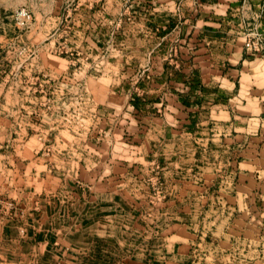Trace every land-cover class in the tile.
Segmentation results:
<instances>
[{"label":"rangeland","instance_id":"374dc122","mask_svg":"<svg viewBox=\"0 0 264 264\" xmlns=\"http://www.w3.org/2000/svg\"><path fill=\"white\" fill-rule=\"evenodd\" d=\"M262 119L264 0H0L1 219L181 213L184 264H264Z\"/></svg>","mask_w":264,"mask_h":264},{"label":"crops","instance_id":"0c3cea01","mask_svg":"<svg viewBox=\"0 0 264 264\" xmlns=\"http://www.w3.org/2000/svg\"><path fill=\"white\" fill-rule=\"evenodd\" d=\"M226 119L218 124L231 125ZM121 210L5 215L0 218V264H184L189 256L182 247L189 243L170 241L193 231L181 213H170L180 221L152 228L138 225L140 213ZM167 241L172 242L169 251Z\"/></svg>","mask_w":264,"mask_h":264}]
</instances>
